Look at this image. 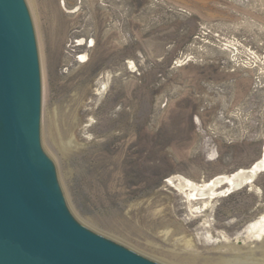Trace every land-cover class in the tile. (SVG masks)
Listing matches in <instances>:
<instances>
[{"label":"rangeland","instance_id":"obj_1","mask_svg":"<svg viewBox=\"0 0 264 264\" xmlns=\"http://www.w3.org/2000/svg\"><path fill=\"white\" fill-rule=\"evenodd\" d=\"M25 2L41 142L74 217L161 264H264L245 232L264 171L211 199L181 187L264 155V0Z\"/></svg>","mask_w":264,"mask_h":264},{"label":"water","instance_id":"obj_2","mask_svg":"<svg viewBox=\"0 0 264 264\" xmlns=\"http://www.w3.org/2000/svg\"><path fill=\"white\" fill-rule=\"evenodd\" d=\"M0 264H161L69 210L41 142V76L25 0H0Z\"/></svg>","mask_w":264,"mask_h":264},{"label":"bare ground","instance_id":"obj_3","mask_svg":"<svg viewBox=\"0 0 264 264\" xmlns=\"http://www.w3.org/2000/svg\"><path fill=\"white\" fill-rule=\"evenodd\" d=\"M263 171H264V155L260 159H258L256 162H254L252 166L249 168H240L238 171L232 174H228V175L221 174V175H218L216 178L210 181L203 182V183L194 182L188 179L185 182H181L182 184L181 187L184 189L190 188L191 191L189 193V197L191 199H203V198L211 199V198H214L217 193H219L217 189L219 187H222L224 184H228V187L227 189L225 190L223 189L222 191L229 193V192H232L233 190H236L242 187L245 184H250V183L252 184L256 176ZM221 193H224V192H221ZM245 232L247 233V235L254 233L255 236L256 235L263 236L264 235V215H262L259 219L252 221L245 229ZM251 247H254V246H251ZM226 262H230L226 264H261L259 262L252 261V260H246V261L226 260Z\"/></svg>","mask_w":264,"mask_h":264}]
</instances>
